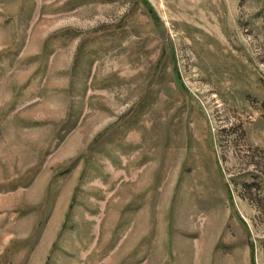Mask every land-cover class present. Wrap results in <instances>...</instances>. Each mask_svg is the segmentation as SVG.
Returning <instances> with one entry per match:
<instances>
[{
    "label": "rangeland",
    "instance_id": "1",
    "mask_svg": "<svg viewBox=\"0 0 264 264\" xmlns=\"http://www.w3.org/2000/svg\"><path fill=\"white\" fill-rule=\"evenodd\" d=\"M0 264H264V0H0Z\"/></svg>",
    "mask_w": 264,
    "mask_h": 264
}]
</instances>
